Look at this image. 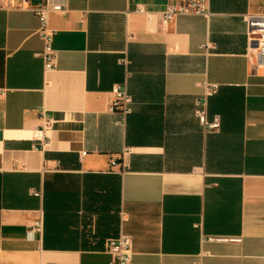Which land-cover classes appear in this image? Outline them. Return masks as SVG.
<instances>
[{"label": "crops", "instance_id": "crops-1", "mask_svg": "<svg viewBox=\"0 0 264 264\" xmlns=\"http://www.w3.org/2000/svg\"><path fill=\"white\" fill-rule=\"evenodd\" d=\"M178 2L68 0L45 71L38 16L0 0V264H116L105 244L121 233L131 264H264V68L244 19L264 0L163 25ZM117 83L125 116L108 110ZM204 83L216 132L195 114Z\"/></svg>", "mask_w": 264, "mask_h": 264}, {"label": "built area", "instance_id": "built-area-1", "mask_svg": "<svg viewBox=\"0 0 264 264\" xmlns=\"http://www.w3.org/2000/svg\"><path fill=\"white\" fill-rule=\"evenodd\" d=\"M24 8L33 11L39 19L37 33L43 41V48L35 54L43 60L45 71L50 70L55 65L56 50L53 48V38L55 31L49 23L51 12L65 10L68 6V0H23ZM141 9V6H138ZM196 13L208 17L211 14L210 0H179L178 3H171L161 13V23L167 25L173 18L179 14ZM246 33L250 42L248 56L251 66L254 69L264 68V11L254 14H245ZM122 61H125L123 58ZM205 91L202 98L196 99L195 114L199 120L202 130L206 133L216 132L220 129V116L214 115L212 119L208 116V96L216 91L218 84L204 83ZM132 96L128 91L126 83L114 84L111 90L108 110L120 112L124 116L131 112ZM34 136L42 138L41 130L36 131ZM47 141H43L46 144ZM55 166H59L56 162ZM39 194V192H35ZM43 228L41 217L32 221L29 225V234L39 233ZM202 241L219 242V241H241V236L211 235L203 234ZM105 250L111 254L116 264H131L133 258V238L131 235L121 233L115 238H110L105 244Z\"/></svg>", "mask_w": 264, "mask_h": 264}]
</instances>
